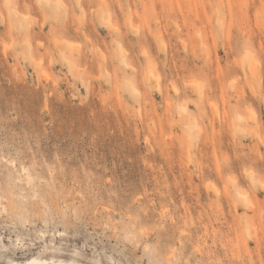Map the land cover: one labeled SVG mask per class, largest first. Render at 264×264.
<instances>
[{
	"label": "rangeland",
	"instance_id": "1",
	"mask_svg": "<svg viewBox=\"0 0 264 264\" xmlns=\"http://www.w3.org/2000/svg\"><path fill=\"white\" fill-rule=\"evenodd\" d=\"M32 260L264 264V0H0V264Z\"/></svg>",
	"mask_w": 264,
	"mask_h": 264
},
{
	"label": "bare ground",
	"instance_id": "2",
	"mask_svg": "<svg viewBox=\"0 0 264 264\" xmlns=\"http://www.w3.org/2000/svg\"><path fill=\"white\" fill-rule=\"evenodd\" d=\"M253 55V54H252ZM250 55H249V53H245V56H244V67L246 68L245 70H247L246 71V73H248V72H250V71H248V69H249V67L251 66L250 65V62H251V60H250ZM243 62V61H242ZM250 69H251V67H250ZM249 69V70H250ZM252 74V73H251ZM248 75H249V73H248ZM251 84V83H250ZM36 263H38V260H32L31 262H30V264H36ZM11 264H13V263H11Z\"/></svg>",
	"mask_w": 264,
	"mask_h": 264
}]
</instances>
